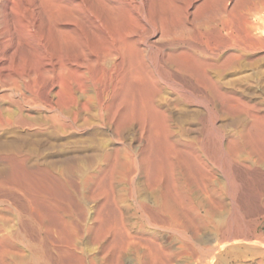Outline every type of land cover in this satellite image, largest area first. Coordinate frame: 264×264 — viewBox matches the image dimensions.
I'll use <instances>...</instances> for the list:
<instances>
[{"label": "rangeland", "instance_id": "obj_1", "mask_svg": "<svg viewBox=\"0 0 264 264\" xmlns=\"http://www.w3.org/2000/svg\"><path fill=\"white\" fill-rule=\"evenodd\" d=\"M17 1L16 8L21 10L32 0ZM155 1L160 4L150 0V10L154 11L153 13L150 10L149 13L147 12L148 18L153 17L151 20L155 22L160 17L156 23H159V26L161 22L164 23L162 24V26L165 25L163 28L168 30L170 34L164 38L162 33L158 31V34H151L146 41L147 43L141 45L140 48L143 53L146 55L147 52V58L155 61L157 59L155 66L148 63L141 71L144 76L146 75L145 78L148 82L150 81L161 88V99L168 110V121L171 127L167 135L168 138L163 143L173 147V151H166L165 145L161 146L157 143L154 130L147 131V134L142 135L141 130H138V125L136 126V122L124 129L120 136H117L115 131L112 132L114 129L109 128V125L104 124L102 126L103 123L99 120L97 109L95 111L96 104L94 103L96 101L94 100V90L91 87L85 97V101L89 102V106L91 105L90 110L82 113L78 119L80 122L77 121L76 124L69 123L72 125L68 126L67 122V125H63L65 126L63 127L62 123L65 119L59 113L39 109L40 111L33 110L28 113L30 116H26V118L32 119L33 122H36L37 119L40 121L43 119L44 121H42L45 122L46 119V124L44 123L46 130L34 127L40 130L35 131V129L27 127L29 131L26 130V127L16 126V128H12V133L11 128L0 129V141H2L0 142V150L4 144L9 142L19 153L20 151L21 154L29 153V161L25 163L9 160L8 155L2 157V161L6 158L8 163L4 161L3 163L0 159V264H34L35 255L38 256L40 264H81L76 259L78 255L84 257L85 264H100V261L101 264H197V262L200 264L203 262L201 260H208L207 257L192 251L196 244L192 239V228L188 226L187 231L181 228L185 217L180 215L181 221L177 219V222L167 220L165 217L166 221L155 223V217L158 219L160 217L146 213L140 204V202L151 204L155 196L170 190L172 169L175 170L174 175L179 183L189 182L191 184L193 197L195 196L197 190L194 176L197 160L192 154L191 148L184 149L182 145L184 143L193 145L192 147L203 155L202 159L207 170L213 175L214 181L220 183L221 198L225 203L221 214L224 220L227 219L225 221H228L227 224L232 223L230 232L232 231L233 235L231 234L228 247L210 264H258V260L264 258V173L236 175L238 187L233 193L234 206L236 207L234 208L230 206V194L225 184L224 173L228 167V162L223 153L227 150L228 139L226 136L229 133L254 129L251 126V115L264 114V0ZM86 3L88 13L102 10L98 2L86 0ZM161 4L164 5L163 8L159 7ZM157 5L162 9H157ZM158 10L160 11L158 12ZM160 12L164 18L161 17ZM249 12H253V16L249 15L248 17ZM13 13L14 11H9V14ZM159 14L160 16L157 18ZM254 25L259 26V28L253 29L254 35H249L254 39L252 41L247 33H253L251 32L252 28H256ZM247 29L249 31L246 32ZM36 30L33 31L32 35L23 38L25 42L22 40L20 45L23 44L22 46L25 48L22 47L21 50L19 45L20 56H26L37 48L40 50V40L44 36L50 35L45 39L48 38L47 40L51 41L49 38L52 37L48 30H42L43 32ZM40 31L43 35L45 34L43 37ZM89 33V30H85V39L91 38ZM257 36L259 38L262 36V38L258 39ZM32 41L35 42L32 43ZM169 54L181 57L189 54L204 62L210 58L209 61L212 66L203 65L205 66L204 69L207 70L213 82L219 85L223 92H215L210 84H207L206 81L204 83L198 73L192 75L190 72L170 64ZM237 54L238 56H236ZM237 57L240 58H238L239 61L235 59ZM98 71V69H94L92 73ZM137 82L143 83L140 79ZM1 91L6 96L12 94L6 86L2 87ZM15 99H18V96H15ZM4 105L11 107L6 102ZM10 110L17 113L13 107ZM83 115L84 118L82 119ZM41 116L42 118H40ZM47 117H52L49 118L50 120L53 119L51 123ZM85 119L87 121H84ZM55 122L56 124L53 126ZM51 124L52 126H50ZM58 124L63 128L57 126ZM71 126L72 130L70 129ZM63 129L67 132L65 133ZM179 140L181 145L178 143ZM220 145L223 146L224 150H219ZM161 150L166 151V153L161 152ZM117 151L119 152L118 155L122 159L124 158L121 162V157L118 158ZM151 151L155 154L156 151L159 152L156 155L157 161ZM106 153L110 154L112 159L110 157L109 162L103 163L101 159ZM147 155L148 157L150 155V158L153 157L152 162ZM158 155H161L160 158L164 157V159L159 160L162 164L157 163L160 159ZM68 157L69 164L73 161L71 165L65 163L66 160L68 161ZM78 158H81L80 161H77ZM89 158L91 159L89 160ZM126 158L127 161H125ZM7 159L12 161L9 163ZM88 161L90 162L88 163ZM144 162L148 163L145 164ZM156 163L159 166L162 165V168L158 166L155 168ZM151 166V175H149ZM169 166L172 167L171 170L168 168ZM59 175L60 177H57ZM146 198L148 199L146 200ZM79 202L83 205H80ZM183 206L184 204H181L182 211H184ZM236 210L238 211L235 212ZM82 212L85 216L83 218ZM231 219H234V222ZM186 220L188 221V217ZM77 225L80 227V231L83 230L81 233ZM126 233L127 235L131 233L132 236H138L136 243L131 240L129 242L130 238ZM116 235L117 238H115ZM213 235L214 231L211 228L206 230L205 236L212 237ZM66 237L70 240L68 241ZM238 239V243L232 244ZM240 239L244 240V244H240ZM142 240L148 243L142 244ZM247 242L251 246L246 244ZM72 243L77 244L78 249H75L76 247ZM155 244L158 247L156 249ZM158 244L160 248L157 246ZM196 248L198 250V245ZM66 251L71 253L70 257L67 256L70 253ZM227 252L230 254H226ZM71 256L73 257L71 258Z\"/></svg>", "mask_w": 264, "mask_h": 264}, {"label": "bare ground", "instance_id": "obj_2", "mask_svg": "<svg viewBox=\"0 0 264 264\" xmlns=\"http://www.w3.org/2000/svg\"><path fill=\"white\" fill-rule=\"evenodd\" d=\"M91 1L98 2V4L102 7V10H100V12L90 11V13H88V9L86 7L87 6L86 0H32L28 2L25 6L23 5L24 7L21 10H17L16 8V5H17L16 2H18L17 0H0V129H9V128L12 129L13 127L16 128V126H22V127H26V130L28 129L27 127L33 128V130L35 128L46 130V125H45L46 116L45 115H44L45 118L43 117L45 119V122H43L44 121L43 119H42L43 121L42 120L40 121V119L39 120L37 119L35 120L36 122H33L32 119H30L31 120L30 121L29 118H26V116L28 117L30 116L28 113H30L33 110H39V109L48 110L49 112L54 111V112L59 113L60 116L64 117L65 119V121L63 120L64 122L62 123V126L67 125L66 124L67 122H68V126L72 125L69 123L76 124V122L78 121L82 113L90 110L91 105L89 106V102L85 101V97H86L88 89L91 87V89L94 90V95H95L94 96L95 97L94 100L96 101V103H94L96 104L95 111L97 109L98 115L100 118L99 120H101V122L103 123L102 126L104 124L109 125L108 126L109 128L114 129L112 132L115 131L117 136H120V134L122 133L124 129H127L129 126H132L136 122L137 123L136 126L138 125V130L139 129L141 130L142 135L147 134L148 133L147 131L154 130L157 136V141H158L157 143H159L161 146L165 145L166 151L167 150L173 151L172 150L173 147L171 148L167 144L163 143V142H166L168 138L167 135L169 134L170 132L169 129H171V127L169 126V121H168V117H169L168 110L165 108L163 104L164 101L162 102V99H161L162 97L161 88L151 83L150 81L148 82V80H146L145 78L146 75L144 76V73L141 71V69L148 63H151L154 66L157 64V59L155 61L154 59L146 57L147 52H146V55L143 53V50H141L140 48L141 45L147 41V39L149 38V36H151V34L157 33L158 31L162 33V36L164 38L170 34L168 30H165L163 28L165 25L162 26V24L164 23H162L161 20H160L161 22L160 26H159V23L158 24L156 23V21H159L160 19L159 16L161 12L157 16V18L159 17V19L158 20L156 19L155 22L154 21L152 22L151 19L153 17L149 19L147 15V12L149 13V10H150V5H151L150 0H91ZM154 2H157V4L159 3L158 1H155V0ZM161 5L159 7L163 8L164 5L163 4ZM159 7L157 9H162ZM11 10L14 11L13 14H9V11ZM150 11H152L153 13L154 10H150ZM159 11L160 10H158V12ZM249 15L253 16V12L252 13L249 12L247 16L249 17ZM161 17H162V14H161ZM251 27H253L252 24H251ZM255 27L256 28H252V31L249 28L250 31L253 32V29H257V27L259 28V26H255ZM36 29H39L41 31L48 30L49 34H51V37H52V38H49L51 41L49 42L47 40L48 38L45 39L46 37H50V35L45 37L44 36L45 34L43 35L42 33L43 31L42 32L40 31L42 33V37L44 36V38L40 40L41 43L38 40V42L40 43V50H38L37 48L35 51L29 52V54L26 56H23V57L20 56L19 54L21 51L19 50V45L21 44L23 38H25L26 36L28 37V35L29 36L32 35L33 31ZM249 29H247L246 32L249 31ZM39 30H36V31L39 32ZM85 30H89L90 32L89 35L91 34V38H88L89 40L85 39V36H84ZM250 34L254 35V32L247 33L248 36ZM257 37L258 39L262 38V36L260 38L259 36ZM250 38L252 39V37ZM253 40L254 39H252V41ZM23 41L25 42V40ZM35 41H32V43H34ZM22 45H20L21 50L23 47ZM263 45H264V41H263ZM255 49L256 48L254 47V50ZM23 51L26 52L25 50ZM150 52H154V51H150ZM187 55L188 56H185V57L170 55L168 59H169L170 64L182 70L188 71L192 75L194 73H198L201 76L202 80H204V83L206 81L207 84H210L212 89L214 88L215 92L222 93L223 91L221 90L220 86L215 84V82H213L212 78L208 75L207 70L204 69L205 66L203 65L212 66L209 61L210 58H208L209 59L208 61L204 62L195 57H192L189 54ZM236 56H238V54ZM238 58L239 57L235 59L238 60ZM94 69H98L99 71L96 73H92ZM139 79L142 80L143 83L139 84L137 82ZM4 86L8 87L9 91H11L12 94H10L9 96L4 95L5 93L2 94L1 88ZM3 89H6V88H3ZM15 96H18V99H15ZM5 102L9 103V106L13 107V109L15 108L17 110V113H13L12 110H10L11 107L5 106L4 105ZM32 117L34 118V116ZM40 118H42V116ZM49 118H52V117H47L48 120H50ZM83 118H84V115L82 119ZM86 119L84 121H87ZM51 120L50 122L49 121L48 122L51 123ZM54 124H56V122L53 123V126H55ZM50 126H52V124ZM57 126H59V124ZM251 126L254 129L245 130L243 132L238 131V132L229 133L228 136H226L228 139L227 150L225 152L222 151L224 153V157L226 161L228 162V167L224 173L225 184L230 194V197H229L231 200L230 206L234 208L236 207L234 206L235 201H234L233 193L236 191L238 187V180L236 178V175L237 174L239 175L250 174L251 175V174H256V173H264V114L263 115L252 114L251 115ZM13 129H12V133H13ZM37 129H35V131ZM70 129L72 130V126L70 127ZM45 130L43 131L45 132ZM63 130L65 132V129ZM29 131H26V132H29ZM37 131H40V130H37ZM4 139L6 140V137ZM15 139H16V136H15ZM4 142H7V141H4ZM142 143H143V140H142ZM147 143L148 142L146 141V144ZM178 143H180V145L182 144L180 140L178 141ZM144 144H145V141H144ZM151 145L153 144L151 143ZM182 145L184 149L191 148V150H193L192 154L195 155V158L197 160L196 171H195V176H194V183L196 186L195 188L197 190L195 196L193 197L194 194L192 191L191 184H189V182L179 183L177 178L174 175L175 170H173L172 167L170 168L169 166L168 168H170V170L172 169L173 171L172 173L173 178L170 177L171 174L169 176L170 179H172V181L170 180L171 186L169 184L170 190L169 191L167 190V193L162 192L158 196H155V197L153 196L154 198L152 197L153 200L151 204H148L145 202H140V204H141L142 209L146 213H151L153 216L156 215L160 217L159 219L155 217V220H154L155 223H159L160 221L162 222L166 221L165 217L167 220H171L173 222H177V219L180 220V217H179L180 215L183 216V218L185 217L181 225V228H183L184 231H187V229H189L188 226L192 228V239L196 243L194 245V250L192 251H195L196 252L195 254H197L198 252L200 256L202 255L205 258L207 257L208 260L200 259L201 261H203L200 264H207V263L210 264V262L218 258V256L221 255L224 250H226V247H228L231 234H232V231L230 232L231 230L230 226L232 223L230 225L227 224L228 221L225 222L227 219L224 220L223 215L221 214L223 213L225 203L221 198L222 194H221L220 183L218 181H214L213 175L211 174L210 171L207 170L206 164H204V160L202 159L203 155H201V153L199 154V152L195 150L194 147H192L193 145L189 143H184ZM219 150H224L222 145H220ZM166 151L164 152L161 150V152L163 153H166ZM108 153L103 155L101 159L103 163L110 160V157L112 159V156H110V154ZM153 153L154 152H152V154ZM28 154H26V152L25 154L23 153L21 154V151L19 153V151H17L16 148L10 145L8 142L7 144H4L2 146V149L0 150V159L2 161L3 159L2 157L4 155H8L7 158H9V160L12 159L17 162L19 161L21 163H25L29 161ZM118 154L119 152L117 153V155ZM157 154H159L158 151H156V154L155 153L153 154L155 155L154 156L155 159L157 158L156 156ZM32 155L34 157V153ZM158 156L159 158L161 157V155H158ZM172 156L173 155H171V157ZM69 157H68V161L67 160L65 161L64 159L65 163L69 162ZM119 157L121 156L118 155V158ZM148 158L152 162L153 157L150 158V155H149ZM162 158L164 159V157ZM162 158L158 159L157 163H159L160 162L159 160H162ZM80 159L77 161H80ZM90 159L91 158H89V160ZM136 159L138 158L136 157ZM121 160L123 161L124 158L122 159L121 157L120 162ZM138 160H140V158ZM138 160H137V163L139 162ZM145 160H146V157H145ZM196 160L194 159V161ZM3 161L7 162L6 158ZM11 161H9V163ZM59 161H60V157H59ZM115 161L118 162L119 160H115ZM125 161H127V158ZM51 162L53 163V161ZM89 162L90 161H88V163ZM154 162L155 161L153 160V163ZM71 163L70 164L68 163V165H71ZM82 163L84 162L82 161ZM157 163L155 164L156 167L155 166L153 167L157 168L158 166L162 168V165L159 166L157 165ZM124 164H126V162ZM159 164H162V163L160 162ZM151 168L152 166L150 167L149 175H151L150 174ZM161 168H160V171L162 172ZM160 171H159V174H160ZM57 177H60V175ZM105 177H107V175H105ZM153 177L155 178V176ZM159 177L161 176L159 175ZM24 181H25V178H24ZM154 184H156V182ZM148 198H146V200ZM181 204H184L182 208L184 211L181 210ZM80 205H83V204H80ZM237 211L238 210H236L235 212ZM230 212H233V211H230ZM82 215H83V212H82ZM228 216L230 217L231 215H228ZM83 217L85 216L83 215L82 218ZM186 217H188V221L186 220ZM234 217L236 218V216ZM232 221L234 222V219ZM69 222L72 223L71 221ZM101 226L103 227V224ZM210 228L212 231H214V235L212 237L205 236L206 230ZM79 229L80 227H78V230ZM81 230H82V227H81ZM82 231H80V233ZM117 235L115 236V238H117ZM127 236H129L130 238L129 242L131 240L133 243H136L137 241L136 239H138L137 238L138 236L137 237L132 236L131 233H128ZM66 238L68 241L70 240L68 239V237ZM69 238H71V236H69ZM121 238H122V235H121ZM243 239L242 240L240 239L241 240L240 244H244ZM142 241H143L142 244L147 242L144 240ZM73 242H74V239H73ZM234 242L238 243L239 239L237 241H233L232 244ZM246 244L249 245V242H247ZM72 245L76 247L77 244L72 243ZM196 245H198V250L196 248ZM157 246H159L160 248L159 244ZM77 247L75 249H78ZM156 248L158 247H156V244H155V249ZM66 252L70 253L68 251ZM157 254L158 253L156 251V255ZM226 254H230V253L227 252ZM70 255L71 253L67 256L70 257ZM72 257L73 256H71V258ZM34 259H35L34 264H40L38 261L39 260L38 256L35 255ZM76 259L79 260L81 264H85L83 256L78 255L76 256ZM72 261L74 262V260ZM198 263L199 262H197V264ZM100 264H101V261H100ZM258 264H264L263 257L258 260Z\"/></svg>", "mask_w": 264, "mask_h": 264}]
</instances>
